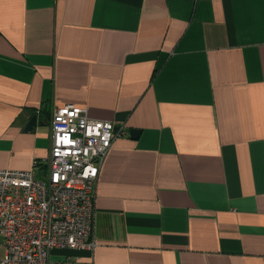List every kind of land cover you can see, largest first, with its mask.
<instances>
[{
	"label": "crops",
	"instance_id": "obj_1",
	"mask_svg": "<svg viewBox=\"0 0 264 264\" xmlns=\"http://www.w3.org/2000/svg\"><path fill=\"white\" fill-rule=\"evenodd\" d=\"M68 103L126 133L96 247L53 264H264V0H0V168L47 157Z\"/></svg>",
	"mask_w": 264,
	"mask_h": 264
},
{
	"label": "built area",
	"instance_id": "obj_2",
	"mask_svg": "<svg viewBox=\"0 0 264 264\" xmlns=\"http://www.w3.org/2000/svg\"><path fill=\"white\" fill-rule=\"evenodd\" d=\"M51 130L47 157L28 169L0 168V264H53V249L97 245L96 183L125 126L68 103L54 108Z\"/></svg>",
	"mask_w": 264,
	"mask_h": 264
},
{
	"label": "water",
	"instance_id": "obj_3",
	"mask_svg": "<svg viewBox=\"0 0 264 264\" xmlns=\"http://www.w3.org/2000/svg\"><path fill=\"white\" fill-rule=\"evenodd\" d=\"M37 121H38V114H34L32 117H31V119H30V121H29V123H28V129H33L35 126H36V124H37ZM139 132H140V130L139 129H137V128H132L131 130H130V134H131V136H133V137H136L138 134H139Z\"/></svg>",
	"mask_w": 264,
	"mask_h": 264
}]
</instances>
